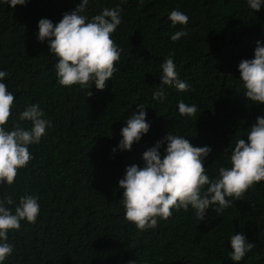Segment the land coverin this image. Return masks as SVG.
I'll use <instances>...</instances> for the list:
<instances>
[{
	"label": "trees",
	"instance_id": "trees-1",
	"mask_svg": "<svg viewBox=\"0 0 264 264\" xmlns=\"http://www.w3.org/2000/svg\"><path fill=\"white\" fill-rule=\"evenodd\" d=\"M78 3L0 4V69L14 93L9 127L31 126L18 118L30 103L52 120L40 142L29 146L32 159L14 183H0V197L11 194L16 202L35 195L40 204L35 223L21 221L19 230H10L14 250L5 264H236L228 256L235 232L254 244L238 264H264V181L218 213L210 206L198 220L191 208L181 209L144 231L124 218L118 187L126 166H143L142 153L169 131L211 149L204 161L210 177L228 165L236 137L247 141L246 130L264 115V103L243 96L237 67L253 58L257 40L264 44V5L255 11L246 0H90L89 18L120 5L121 23L111 38L121 52L105 87L90 84L89 90L61 86L57 58L36 37L39 19L55 24ZM173 8L187 14V24H171ZM181 28L187 35L171 40ZM169 53L189 88L165 86L164 99L153 100ZM180 100L195 104V114L181 116ZM137 103L145 105L149 130L131 150L113 152L126 117L139 111Z\"/></svg>",
	"mask_w": 264,
	"mask_h": 264
},
{
	"label": "clouds",
	"instance_id": "clouds-1",
	"mask_svg": "<svg viewBox=\"0 0 264 264\" xmlns=\"http://www.w3.org/2000/svg\"><path fill=\"white\" fill-rule=\"evenodd\" d=\"M89 2L79 0L75 8L63 13L55 24L48 18L39 19L36 37L40 42L46 41L49 52L57 58L54 68L61 86L78 85L90 90L94 85L101 90L116 71L115 62L120 57L121 49L111 34L121 23V9L119 4L113 8L105 7L89 18L84 14ZM246 2L255 11L264 5V0ZM25 3L26 0H0V4L13 8ZM167 18L173 26L185 25L189 19L176 8L168 12ZM185 35L187 32L181 28L170 39L176 41ZM159 67L161 84L153 91V100L164 99L165 86H172L177 91L188 90L189 84L179 77L171 53ZM237 67L243 96L254 103H264V44L257 40L253 58L241 59ZM7 75L6 70L0 69V183L12 185L18 170L32 159L29 146L40 142L52 126V120L46 118L44 109L37 103H30L18 112V118L29 121L31 126L12 124L9 127L14 93L4 82ZM88 95H91L90 91ZM144 107L143 103H137L139 111L126 117L125 125L120 129L121 139L113 152L131 150L132 144L148 132L150 125L145 119ZM177 109L181 116L190 117L197 106L180 100ZM246 136L247 141L236 137L228 165L219 166L216 175L210 177L204 161L211 149L207 145L193 146L184 135L167 132L142 153L143 166H126L123 177L118 180V187L123 189L120 202L124 218L144 231L155 229L158 220L167 219L181 209L188 211L191 208L195 217L201 220L210 206L217 213L232 206L247 189L264 181V115L256 117L255 123L246 130ZM39 211L40 204L35 195H22L16 202L11 194L0 197V264H5L14 250L9 241L10 230H19L21 221L35 223ZM228 240L231 246L228 256L236 264L254 248L243 232L231 234Z\"/></svg>",
	"mask_w": 264,
	"mask_h": 264
}]
</instances>
